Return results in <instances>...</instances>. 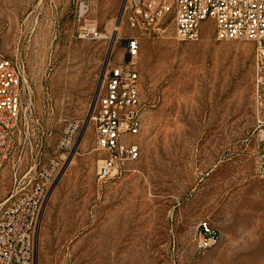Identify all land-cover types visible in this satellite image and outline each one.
<instances>
[{
  "label": "rangeland",
  "instance_id": "1",
  "mask_svg": "<svg viewBox=\"0 0 264 264\" xmlns=\"http://www.w3.org/2000/svg\"><path fill=\"white\" fill-rule=\"evenodd\" d=\"M131 0H0V54L21 72V120L0 170V216L51 161L35 264H264V122L253 102L255 46L132 28ZM146 104L137 164L105 185L91 121L109 61L127 40ZM78 124L67 147V129ZM207 224L217 244L202 249Z\"/></svg>",
  "mask_w": 264,
  "mask_h": 264
},
{
  "label": "built area",
  "instance_id": "2",
  "mask_svg": "<svg viewBox=\"0 0 264 264\" xmlns=\"http://www.w3.org/2000/svg\"><path fill=\"white\" fill-rule=\"evenodd\" d=\"M175 37L180 42L198 39L201 28L214 22L217 41H243L255 46L253 102L259 121L264 122V0H173ZM166 11L164 0H131L125 7L128 24L151 35L159 31ZM140 44L127 40L126 53L119 62L109 61L91 121L95 144L103 153L97 178L101 185L122 176L137 164L141 151L134 142L143 128L146 104L136 69ZM21 72L0 54V170L8 159L16 128L21 120ZM78 124L69 126L61 143L67 147ZM60 164L51 161L31 190L15 199L0 216V264H35V238L41 208L57 181ZM264 174V157L260 159ZM202 249L218 242L207 224L202 230Z\"/></svg>",
  "mask_w": 264,
  "mask_h": 264
}]
</instances>
